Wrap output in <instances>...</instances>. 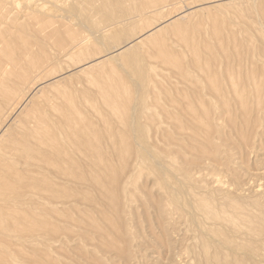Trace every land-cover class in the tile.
<instances>
[{
  "label": "rangeland",
  "instance_id": "1",
  "mask_svg": "<svg viewBox=\"0 0 264 264\" xmlns=\"http://www.w3.org/2000/svg\"><path fill=\"white\" fill-rule=\"evenodd\" d=\"M0 1H2V0H0ZM88 1L84 0L83 5L86 6L89 3L93 2L94 4H97L96 7H98V10L95 12L93 11V13H91L87 19H85L83 17V15H82V17H80L81 14L80 15L78 14L79 18L82 19V22H86V23L79 22V24H83L85 27L84 26L82 27V25L78 24V21H80L81 19L80 20L77 19L78 15L76 13H73V15H76L77 18L75 16H72V15L69 16V14H67L68 17H67L66 22H68V23L66 25L70 29L72 27V29L74 30V33L76 34V35L73 34V37L75 35V37L73 39H68V38L66 39V37H65V39H66V41L64 42L65 46H63L61 48L59 47L60 50H59V48H56L58 45L55 43L56 41L54 42V39L47 40L48 41L47 44L45 42V51H46V55H47L46 58L48 57L49 61L48 60L45 61L43 59L45 61L44 64H42L44 69L41 72L40 76H42V74L44 75L45 70H46L48 75H49V73H51V75H49V77L44 79V80H39L40 77L37 75L32 77V79L27 84H25L23 86V88L19 92V94L18 93L16 94V98L9 102V105L3 110V112H2L3 114L0 116V130H1L0 134L3 133V131L10 132V133L18 131L19 130V124H18V127H16V125H17V123H19V120L21 119L20 114H19L20 108L17 109L15 112H13L14 114L12 113V115L9 116L10 118L7 119L8 121L6 120L4 122V119L6 118L8 113L10 112V110H8V109H11L15 105L14 104L15 102L20 101L21 99L23 101L26 97H28V95H30V93H31V90L28 91V89L30 87H31V89H34L37 86H41V87H43L42 93H38L39 95L36 94L37 98L36 97H35L36 99L33 98V100H34L33 104L39 105L40 111L41 110L43 111V112L42 111L41 112H42V114L44 113L43 115L47 119L50 118V117H48V115L50 116L51 114H53V116L55 115L54 117L58 116L59 114L61 116L67 115L68 114L67 109L70 112V110L76 105H77L76 108L78 110L80 109L79 113H80V116L82 117V118L80 117L81 121H78V123L76 125L74 123V126L72 124L73 127H69L70 130L72 128L71 131L73 133L70 132L69 130H67L68 128L66 130H64V134L61 133L62 131L61 132L59 131V134L61 133L60 136H58V131H56L54 133L58 136L57 144L59 143L60 145L66 146L65 150L66 151L68 150L67 151L68 153H65L64 151H62L63 153H61V154L58 153V155L56 157H54L55 156L54 154H56V152L53 153V155H52L51 153L54 151H51L52 149L48 150V148H49L48 147L46 149V151L44 150V152H42V153L45 154V152H46V154H47L46 157L48 158V160H50L51 164L45 165L46 170L43 169L38 174H36L37 178H36V175L35 176L33 175L36 178V180L39 178L38 181H40V183L42 182L41 185L39 182L36 183V185L38 187L43 188V187L49 186V184H51V183H55L56 188L53 187V190L56 189L55 191H57L58 193H60L59 191L61 190L62 193H60V194L62 196H63V194H64V196L68 195V197L70 196V198L67 199L68 201L65 200L67 203H65L64 205H61L62 210L65 211V212L62 211V213L64 214V217H65V218L62 217L63 219H61L62 223L60 222V225H62V226L57 225V224H59V221H55L54 219H52L53 221L50 220V221H52L51 223L52 224L55 223V225L57 227L55 228L56 229L55 232H53L51 235V239H50L49 244L44 246V247H38L39 249L35 254V257L37 256L36 259L33 256L32 257L29 256L30 258H34V260H37L36 263H34V261L31 260L30 258H28L27 261H30V262H27V264L28 263L29 264H39V263L40 264H198L197 263L198 261L200 264L201 263L202 264H211V262L214 263L213 261L217 257H218L217 259L220 262H222L221 264H225L224 262H227L229 260V258H231L230 260H232L233 263L236 262V260H237L238 263L236 262V264H241L242 262H240V259L244 256V254L245 255L248 254L247 258H249V255H250V257H253L254 255L257 254V252L254 253V252L248 251L246 246H248L250 243L248 244L245 241L243 242V240H241V239H239L240 240L239 241L238 238H236V237H234V238L232 237L233 239L231 237H228V235L230 234L229 232L232 231L233 230L232 228L234 226H236V224H238L237 222H239V219L234 218L233 214L235 213L234 212L235 210L233 208H230V206L242 207V204L243 205L245 204L244 201H247V200H248L247 203H251L250 202L251 199H249L251 194L247 191V189L249 188L248 190H250L255 185L256 186L260 185V183L264 184V178H261V179H259V178L255 179L254 178L255 180L254 179H252V180L255 182H253L252 180H251V182H248V178L251 176V173L255 172V169H261L260 167H263V165L261 163H264V140H263V143L261 144V147L263 146V149L259 151L260 154L258 156L263 161L262 160L259 161V158L256 159L253 154L252 155L248 154L244 157L245 160H246V158L249 159V161L247 160L248 162L246 161L247 162L246 163L244 159L242 161L240 159V156L238 154H236V152L238 151V148H239V144H240V141L238 142V140L240 139L238 137L239 134L241 132L247 131L246 133L248 135V132L251 131V135L253 136V134L255 135V133H252V130L249 131L250 127L248 129L246 128L247 130L246 129L242 130L240 128V125H242V123L241 124L239 123L238 119H240L239 118L240 116H238V115H240L241 111L239 108L240 106L239 105L236 106L235 102L237 100H240V98H241L239 96L240 94L244 93L243 95H245L247 92H249V91H246V89L247 90L248 89L249 90H251V89L255 90L256 89L255 84H257V86H259L261 83L260 87L262 89H260V90H261V94H263L262 92H264V90H263L264 89V85H263L264 83L262 81H264V79L262 78V81H260L261 79L259 78V81H258L257 78L253 79V75H255V74H253L252 76L250 75L251 77H248V79L249 80H250V78L253 79V80L249 81L252 84L249 83L248 79H247V81H246L247 87L245 86V92H246L245 93L244 87L242 90L240 89L242 92L239 90V88H240L239 84L241 82H240V79L238 76L240 73L245 72L244 70H246V69L248 70V68L250 66L248 67V66L243 65V67H240L242 69L241 70L242 72H239L240 68L235 63L232 62L229 65V68L231 69V71L229 73H227L226 72L227 70H225V72H226L225 76L223 74H224V69L226 67V65L224 63L225 62V56H226L225 54H226V52H228L231 49V47H233V45H232L233 43L231 42L232 39H230V38H232L234 36H235L234 37L235 39H233V40H236L237 43L241 40H245L246 38L248 39L250 37L249 39L252 41V43L254 42L255 45H257L258 47L260 46L259 47L260 48L259 49L260 56L257 58L258 60H256V63H255V67H257V68H255V69H257L256 70L257 72H255L256 73L255 77H257V76L262 77V75H260V74L261 73L264 74V72H261V73L258 72L260 70V69H258V67L261 68L260 71H264V52H263L264 50H262V49H264V46L262 45V44H264V0H162L161 3H158V5H156L154 7L145 8L143 10V12L141 10H140L141 12L140 11L137 12L138 9H135V11H133V12L131 11V10H134V9H132L134 6L138 5V3L136 4L137 1L134 2L135 0L134 1L125 0V3L122 0L123 3L121 2V4L116 3V2L112 3L109 5L110 7L111 6L112 7L110 8L108 6V8H107L108 10L102 8V3L104 2V0H102L103 1L102 3H101V0H90L89 3H88ZM98 1H100L99 3H101V5L98 4ZM72 2H73V0H42V1L41 0H3L2 2H0V36L2 37V40H3V42L0 41V58L4 59V54H2V53L5 51L2 49V45L4 43H9V44L14 43V41H15L14 36H22V38L24 37L23 42L24 41L28 42L27 44H29V43L31 44L33 42L32 37L34 38V36H33L34 34L31 37V34L33 33V31L32 32L30 31V26L35 22L37 23L38 20L35 18H29L28 19L27 16L31 12L35 13V9H37V7H35L34 5H36V4L38 5L39 3H41L43 6H45V7L42 6L43 7L42 11H44L43 16H45L47 18L49 15L55 17L57 14V9L52 8L50 5L55 4L56 6L59 7V4H61L62 8H64V6H65V9H66L68 7V5H70V3H72ZM116 5H118V6H116ZM114 6H116L117 8ZM100 7H101V9H100ZM128 7L130 10L128 9ZM122 8H124L125 11ZM82 9H83V6H81V4H80L79 10L81 11V13L83 14V12L84 13L87 12L86 9H84V11ZM126 9L130 12L126 13ZM101 10H103V11H101ZM105 10L107 11V13H105ZM111 11L115 12L114 14L117 16H114V14H112ZM188 13L190 15H188ZM86 14H88V13H86ZM24 17L26 18V20ZM114 18H115V20H114ZM180 18H182V19H180ZM252 18H253V20H252ZM31 19H34V20H31ZM175 19H177V21H180L179 23L181 25L182 24L185 25V23H189L190 26L188 24L185 25V26H188L186 28L188 29L187 32H189V33H186V30L177 31V30L173 29L172 27H170L171 22ZM32 21H33V23H30V25H29L28 23L32 22ZM198 21H199V23H198ZM9 23H11V24H9ZM168 23L170 26L166 27V25L168 26ZM257 23H258V25H257ZM69 24L71 26H69ZM199 24L202 27L200 29L197 28L198 26H200ZM6 25L8 27H10V25H11L12 28L11 27L8 28ZM25 25L28 27V29ZM33 25H34V27L32 28V26H31V30L32 29L35 30V28H39V21L37 24H33ZM2 26H4V28ZM5 26L7 28H5ZM195 26H197V27H195ZM165 27L169 28L170 30L166 29ZM189 27H191V28L189 29ZM23 28H24V30H23ZM153 28H155V29L152 32ZM196 28L199 31H197ZM214 28L216 29L215 33H218L217 29L219 28L218 30H220V32H221L220 36L222 35V38H223V39L220 38L221 39L220 41H222V43L226 42V44H223L222 46L224 47V45H225V47H226V45H227V48L222 49L221 42L220 43L218 42V44H217V41H216V40L219 41V38H217V39L213 38V37H216V35H217V34L216 35L214 34L215 36L214 35L212 36V30H215ZM156 29H159L160 31L156 30ZM172 30L174 31V33L172 32ZM20 31H22L23 33H21ZM28 31H30V34ZM175 31L177 34H178V32L181 34L182 31H185L184 36L187 37L186 34H188V38L191 37V38H195V39H197V37H195L194 35H196L195 32H197L198 33L197 36L199 37L198 40L199 39L200 40L199 41L196 40V41H198V43L197 42H195V43H197L199 47H201L200 45L204 44L205 42H207V44L209 43L208 45L211 46L210 47L211 53H210V51H209V54H206L204 52H202L203 54H201V52H200V57H199L200 61L198 60V65L196 64L197 66H195V67L201 66V67H198V68H200L199 70L192 65L193 63L192 64L187 63L189 59L191 61L192 56H190V55H192V54H191V52L188 53V50L186 48L183 49L184 46L181 43V39L178 37V35L175 33ZM190 31L191 32L194 31L193 32L194 37L192 36V33ZM171 32L173 34H171ZM26 33L29 34L30 36L27 35ZM152 33H154L153 36L156 33L157 34L159 33L158 34L159 38L158 37L156 38V35H157L156 34L154 37V40H155V38H156V40L159 39L157 41H159L158 44L161 45L160 50H162V46H164V49L167 48L166 50H168L170 48L171 51H173V53H171L172 56L181 59L180 61H182V59H185L187 57L185 59L187 62L183 60L184 65L188 66V67L186 66L187 71L185 70V74H184L185 78H183L181 76V74H179L177 71H174L176 69L173 66L171 67L170 64H163V63L157 61L156 56H155L156 55L155 53L159 51L158 50L159 46H158V48H155L157 46L156 45L157 42L155 41V43H152L153 40H152V42H150L151 40L149 42H147L146 41L147 39H145V42H144L142 40V37H144V35H146V34L152 35ZM24 35L26 36L27 40L25 39ZM230 35H232V36H230ZM243 36H245V37H243ZM203 38L205 39V41L203 40V42H202L201 39H203ZM30 39H32V40L30 41ZM35 41H36V39L34 38V43H37ZM68 41L70 43H68ZM260 41L263 43H261ZM53 42L57 45L56 47H55V44L53 47ZM178 42H180L179 43L180 45L182 44L181 45L182 47L178 44ZM20 43H22V41ZM34 43H32V44H34ZM149 44L150 45L155 44V46L153 48L157 49L158 51H156L154 49L155 50V53H154L153 52L154 50L152 49L153 45L150 46ZM162 44H164V45H162ZM215 44H217L219 46H216ZM230 45H232V46H230ZM220 46H221V49L223 50V52L220 51L221 50ZM216 47H217V49H216ZM261 47H262V49H261ZM55 48L58 49L59 51L57 52V50ZM224 49L227 51L224 52L225 51ZM77 50H79V51H77ZM169 50H168V52H170ZM184 50H186V51H184ZM12 51L13 50H10V52H12ZM174 51L178 52L177 53L178 57ZM74 52H76V53H74ZM153 53L155 55H153ZM180 53H184V55L182 56V54L180 55ZM211 54H213L214 56ZM262 54H263V57L261 56ZM209 55L213 56L211 58H216L215 60H217V61H214V59H211ZM49 56H50V58H49ZM120 56H122V57L120 58ZM205 58H207L209 61ZM206 61H208V63L209 62L210 63L215 62L214 63L215 66H214V64L209 65ZM95 62H98L100 64L97 67V69H93V70H95L94 72H93V70H90L91 72H89V69H88L87 71H88L89 75L85 74V73H87V71H84L85 73L83 72L85 75H82L83 74L82 72H81L82 74L78 73L79 72L78 70H80L81 67L83 68V66H88V65L95 63ZM206 63H207V65H206ZM189 64L192 65V67ZM199 64H202V65H199ZM132 65H133V67H132ZM208 65L210 66L209 70H211V71L208 70ZM234 65L238 68H236ZM53 66H55V67H53ZM169 66H170V68H169ZM189 66L191 68H189ZM253 68H254V66H253ZM212 69H214V71H212ZM196 70H198V71H196ZM236 70H237V72H236ZM48 71H50V72H48ZM109 72H110V75L108 74ZM210 72H212V73H210ZM75 73H77L79 75H75ZM104 73H105V75H104ZM112 73L113 74L117 73V75L122 78V79H120L121 82H119V84L121 83V85H119V86H122L121 90L122 89L123 90L121 91L120 89H118L119 91H116L114 97L112 98V99H117V103L108 105L109 104V103H107L109 101V98L107 96L108 92H104L105 89L102 90V88H104L105 82H107V80L111 77V75H113ZM139 73H140V76H137ZM216 73L218 74V77L216 76ZM230 73H232V74H230ZM107 74H108V76H110L108 79H107V77H108ZM212 74L213 75L215 74V77L217 79H214L215 77H212L213 76ZM99 75H101V76H99ZM180 76L183 79L180 78ZM228 76L229 77L231 76L230 81H229V78H226ZM102 77H103V79H102ZM232 77L233 78L237 77L239 80L237 78L233 79ZM231 78L233 80H231ZM100 79H102V80H100ZM218 79H219V81H218ZM255 79H256V83L254 81ZM53 80H55V81L58 80L60 82L57 81L58 84L55 83L54 85L49 86V87L44 86V85L48 84V82H51ZM145 80H147V81H145ZM215 80L221 84H219ZM227 80L229 81V83ZM108 82H109V80H108ZM205 82H208V83H205ZM211 82L217 83V85L219 86L218 87L219 92L221 91V93L222 92L224 93V99L221 96H219V92H214L215 94L213 93V90L210 88ZM230 82H232V84ZM258 82H259V85H258ZM122 83H124V84H122ZM223 84H225L224 86L226 88L223 86ZM106 85H109V84L106 83ZM158 85H159V87H158ZM187 85H190V86H187ZM231 85H234V86L232 87ZM251 85L253 88L251 87ZM193 86L196 88H194ZM206 87H207V89H206ZM199 88H200V90H199ZM222 88H224V90ZM231 88L235 92L233 90L230 91ZM209 90H210V93L212 95L214 94L213 97H212V95H210V93H208ZM168 92L170 95H168V97H166L167 95L165 96L164 93L167 94ZM197 92H199V93H197ZM225 92H226V95H225ZM233 92L235 95L232 94ZM216 94H217V96H216ZM184 96L186 97V99ZM218 96L221 97L223 100L220 98L221 100L219 101ZM164 97H165V99H164ZM169 97L170 98L172 97V98L170 99ZM198 97L202 101H200V99H198ZM193 98L197 99V101H194L195 99H193ZM230 98H232V99H230ZM110 99H111V97H110ZM227 99L230 101L229 102L230 106L224 105L225 106L224 107L222 105L223 104L222 103L221 105L223 107H221L220 103L227 100ZM165 100L166 101L168 100V102H170L172 100L173 102L175 101V103L177 101L176 104L179 103L178 104L179 106L176 104L174 106L173 103L170 105L167 103H164ZM198 101H200V103L202 102L203 104L202 103H201L202 105L199 104ZM187 102H189V104L190 103L192 104L191 105L192 108L189 107L190 105L188 106ZM216 102H218V104H216ZM52 105H54L56 107H53ZM205 105H206V107H205ZM207 106L209 107L208 110H207ZM62 107H63V109H62ZM30 108L31 109H29V108L28 109L31 112L36 109L35 106H33V105ZM187 108L188 109L190 108V110L195 109V110H193V113L196 112V114L194 113L195 116H197L196 118H198V119L200 118V120H202L203 124H200L201 121H199L198 119H195L194 118L195 116L193 114L191 115L192 110L191 111L189 110L190 112L189 111L188 112L190 113L191 116H193V118L192 117L188 118V117H190V115L187 113V110H188ZM200 108L204 109L203 112L200 110ZM247 108L249 109V106H247ZM205 109H206V113L209 112V115H211V116H209L207 114V118L209 119V121L211 120L210 122L208 121V119L206 117L204 118ZM58 110H60V111H58ZM63 110H65V112ZM263 110H261L262 114H264ZM49 111L50 112L52 111L53 113L49 114ZM234 111H236V112L239 111V113L236 114ZM33 112H32V114H33ZM66 112H67V114H66ZM235 115L237 117L236 121L238 120L236 122V124L238 123L237 127L235 126L237 129L235 127H231V125H229V124H231L230 120H232V118H234ZM30 116H31V113H30ZM184 116H186V118ZM15 117H18L17 118V119H19L18 122H17V119ZM177 117L180 118L179 119L180 122L176 120V119H178ZM56 118L60 119V117H56ZM174 118H176V119L174 120ZM203 118L205 120L207 119L208 122L203 120ZM120 119H121V121H120ZM192 120H193V122H192ZM195 120H197V121H195ZM233 120H235V118ZM187 121H189V122H187ZM11 122H13V124L16 123L15 126H13V124H11ZM259 122L261 124H260V127L258 125V127L256 128V132H264V118L260 119ZM175 124L177 126H174ZM9 125H10V127H8ZM88 125H89V128H88ZM180 125H181V128H180ZM232 125H233V123H232ZM238 125H239V127H238ZM199 126H202L201 127L202 129H200ZM7 127L9 128V130L10 129L11 130L9 131ZM204 127H207L205 129L211 128V130L213 131L212 142L214 144H216V142H217L218 145L217 144L216 145L220 146V147L223 146L224 147L223 150L225 148L228 150V148L231 147V148H229V151L232 153V159L234 162L232 161L229 164L230 169H227L226 165L219 166L217 163L218 161L216 162L215 159L213 160L211 157H209L210 159L207 158L208 156L199 157L200 154H198V153L203 152V150H204L203 148L206 149V144H204L205 140L202 142V139L204 137V135H203L204 133H202L203 132L202 130H205ZM16 128H18V130ZM86 128H88V129H86ZM198 128L201 130V133H200V130ZM231 128H233V130ZM12 129H13V131H12ZM74 130H76L77 132H84V133H85V131H87V132L89 131L91 134L92 133L96 134L95 136L92 134L93 138H92L91 134H89L91 137L88 136L89 132L85 133V135L83 136L84 138L88 137V142H86V144H88L89 146L86 145V146H88V148L86 147V149H87L86 152H87V155H88V152H89V154L92 153L91 155H88V156H91V158L87 157L86 153L83 154L84 153V152H82V150H84L83 148H81V152H82V153L80 152L81 154L74 152L75 151L74 148H75V144H76V143L74 144V142L72 141L73 139L76 138V137H73L74 136ZM234 130H236V132ZM244 130H246V131H244ZM239 131H241V132H239ZM69 132L72 134H69ZM237 132H239V134ZM66 133H68L69 135ZM235 133L237 134V136ZM62 134H63L64 138L61 136ZM75 134H76V132H75ZM251 135H249V136H251ZM252 136H251L252 140H255L257 138V137H255L256 135L253 137ZM72 137H73V139H71ZM70 139H71V142H73L72 144L70 141L68 142V140H70ZM89 139H90V141H89ZM223 139H226V140L229 139V140L228 141L225 140V142L223 143ZM85 140L87 141L86 138H85ZM95 140L98 141L99 143L96 142ZM252 140H250V141H252ZM93 141L95 142V145L99 144L101 146L97 145L94 147L95 149L92 148L91 145L94 144ZM76 142H77V140H76ZM90 142H93V143L89 144ZM67 143L69 144V146L71 145V148L74 147L73 148L74 150L71 149L70 147L68 148ZM219 143H221V145ZM91 148L94 150H96V149L97 150L96 151L90 150ZM221 149H222V147H221ZM101 150L103 152H101ZM91 151H93L94 153ZM47 152H49V153H47ZM95 152H97L98 154L99 153L102 154V156L100 155V157H99V155L96 156L97 158L98 157L100 158V159L98 158L99 161L101 160L100 162L103 161L102 160L103 157H105L107 159L109 158V160L106 159V161H108V162L104 161L106 164H104V163L102 164V163L98 162L96 160V157L95 158L93 157L96 155ZM204 152H205V150H204ZM64 153L67 156L69 154V157L67 158V156H64L65 155ZM50 154L53 156V159H52V156ZM62 154H63V158L66 157L65 159H62V157H61ZM71 154H72V157L70 156ZM74 154L75 155L78 154L79 156L81 155L82 157L81 156L79 157L77 155L75 156ZM103 154H105V155H103ZM150 156H152V157H150ZM70 157H71V159H75L74 162H76V164H77V162H79L78 163L79 165L82 161H85V164H87L88 163L87 162L88 160H86L87 158L89 159V162L91 161V163L95 164L98 162V164H95L96 168L94 167V169L92 171V172L97 173L96 175L98 177L95 175V173L92 175H90V173H88V174L85 173V175H87V177L93 176V178H94V181L91 180V177L86 178V180L89 179V182L91 183V185L92 184L94 185L95 183H96V185L91 186L89 184H85V186L80 185V187L78 186L79 188L78 187L75 188L76 185H74L73 183H69V182H68L69 184L66 183L67 180L65 181L64 177L62 175L64 173L65 174L70 173L71 171L74 172V169H70L72 166V163L71 162L69 163L67 161V160H71V159H69ZM54 158L57 160H55ZM59 158H61V159H59ZM81 158H83L85 160H81ZM92 158H94L96 161L94 160L92 162V160H91ZM105 158H103V159L105 160ZM206 158L208 160H211V159L212 160L208 161ZM237 159L239 161L240 160L242 161L243 167L240 166L241 164L237 163V161H238ZM252 159H253V161H252ZM254 161H256L257 163ZM74 162H73V164H75ZM109 162H110L111 166L108 164ZM123 162H124V164H123ZM158 162H160L159 165H158ZM99 163L102 165V167L106 166V167H104L105 170H103V168L99 166L100 165ZM153 163H157V167L160 166V164H161L163 168L161 167L162 169L160 168L159 172H158L157 169L159 167L158 168L155 167L154 165H156V164L153 165ZM209 163H210V165H208ZM60 164H61V166H60ZM85 164H83L82 167H80L81 170L83 169L82 172L88 171V168H86V166H88V165L84 166ZM88 164H90V163H88ZM121 164H123V165H121ZM252 164H254V165H252ZM256 164H259V165H256ZM52 165H54V167ZM57 165H59V166H57ZM68 165L70 168L68 167ZM107 166H110V167H107ZM121 166L123 169L121 168ZM182 166H186V167H182ZM214 166H218V169L220 168V171H217L218 169L216 170L215 169L216 167L214 168ZM244 166H246V171H247L246 174H245L246 171H245ZM55 167H57V168H55ZM58 167L61 168V171L63 172V174L61 171H59L60 169L58 170ZM247 167L249 170H247ZM66 168H68V169H66ZM73 168H75V167H73ZM85 168L87 169L86 171L84 170ZM100 168L105 172H102V170ZM118 168H120V169H118ZM224 168L227 170V172L222 171V169L224 170ZM99 169H100L101 173H99ZM108 169H111L110 172H112V174L109 173L108 175H110V174L111 175L108 177L106 176V178H105L103 175H105L104 173H106V175H107V172L109 171ZM114 169L117 171H115ZM163 169H165V171ZM189 169H190V172H189ZM52 170H53V172H52ZM57 170L60 172V176H59V173ZM81 170H79V171L77 170V172L80 173ZM118 170H120V172L121 171L122 172L117 173V172H119ZM128 170H129V172H128ZM238 170L241 174L240 178L243 177L245 174L244 181L242 179L241 180L243 182H248V184H251L249 186L253 185L252 188L249 187L248 184H245L244 188L242 185H241V187H239V185L242 184V182L240 183V181L237 180L239 178ZM250 170H251V172H249ZM123 171L124 172L126 171L125 172L126 177H124L125 174H123ZM160 171L162 173H164L165 176H164V174H160L161 173ZM209 171H211V172H209ZM76 173H72V174H76ZM183 173L186 174L185 176L187 178L183 175ZM218 173H219V175H218ZM191 174H193L194 176H190ZM114 175L117 176V177H115V178H117V181H115L116 179H114V178H113L114 180L112 179V181H108L109 178L111 179L112 176L114 177ZM211 175H212V177H211ZM217 175L219 176V179L221 178L220 183L223 181L224 183L227 182L229 184H227V183L226 184H223V183L220 184L219 179H217L218 178ZM223 175H224V177H223ZM33 176H32V178L30 177L31 178L30 181L32 180L35 182L36 180H34ZM58 176H59V179H58ZM122 176H123L122 181H119L120 180L119 178ZM60 177H61V179H60ZM161 177H163V178H161ZM246 177H247V179H246ZM41 178H43V179H41ZM100 178L102 180H101V182H98V180H100ZM103 178L108 179L105 182L106 184L111 182L110 184L112 185V182L115 181L114 183L117 186L118 185V184H116L117 182H122V183H119V184H121L120 187H119V185L117 186L119 189L116 188V186H114V187L111 186V188H108L107 185H104L105 183H102L105 181V180H103ZM165 178L167 180H165ZM225 178H226V180H225ZM231 178H234V181H232L233 179H231ZM95 179H96V181H95ZM163 179L165 180V182ZM194 179L197 181L195 182ZM213 179H214V182L216 181L215 183L214 182L212 183ZM49 180H50V182H49ZM73 181H71V182H73ZM107 181H108V183H107ZM160 181H162V182H160ZM190 181H191V184H190ZM207 181H210L211 183L207 182ZM34 182H33V184H35ZM89 182H87V183H89ZM92 182H94V183H92ZM231 182H232V184H231ZM28 183H30V182H28ZM59 183H60V185H59ZM161 183L163 185L165 183L166 186L168 184V186H167L168 189H167V187L165 188L167 190V192L163 188V187H165V185L163 186ZM217 183H219L220 185ZM99 184L101 186H99ZM110 184H108V186ZM170 184H172V186H171L172 189H171V187H169ZM233 184H235V185H233ZM188 185H189V187H188ZM214 185H215V187H214ZM102 186H103V188H105L104 190L102 189ZM211 186H212V188H211ZM221 186L226 187V189L224 188V190H223V188ZM230 186H232L233 188L235 186H237L238 187L237 190H239L241 188H243V189L246 188V189L245 190L241 189V190H243L242 191L243 193H238L236 190V187H235L233 190L234 191L236 190V193H238V194H233L231 196V193L232 192L234 193V191L232 190V188L230 189ZM246 186H248V187H246ZM92 187H94V188L97 187V189H101L103 191L100 190L98 192V190H97V193H96V188L94 189ZM205 187H207V188H205ZM115 188L119 191V193L117 195H116L117 192L115 193V191H114ZM174 188H176V189H174ZM184 188H186V190H184ZM76 189L77 190L80 189L79 190L80 192L77 191ZM108 189H109V191H108ZM181 189H182V192H181ZM215 190L217 191V193ZM81 191H84L83 194ZM227 191H229V194H227L228 193ZM77 192H79V193H77ZM102 192H104V193H102ZM165 192H166V194H165ZM105 193H108L107 194V196H108L107 200L105 198L106 197ZM109 193H110V196H109ZM111 193H113V194L111 195ZM171 193H173V194L171 195ZM102 194H104V196ZM168 194H169V196H168L169 198L167 197ZM242 194L245 195V198H247V199L244 198L243 201H242V199H240V201H239V199H237V198H242L243 197ZM86 195L88 198H91V200L88 199L87 197L85 198ZM118 195L120 197H118ZM173 195H176V197L175 196L173 197ZM225 195H227V197ZM234 195H238V196L241 195V197L240 196L239 197L234 196ZM170 196H172V197H170ZM222 196L224 199L222 198ZM229 196H231V197L234 196L235 198L234 197L231 198ZM92 198L94 200H92ZM109 198L111 199V204H110V206H107V205H109ZM119 198L121 201L118 200ZM101 199H103V200H101ZM168 199H170V200H168ZM87 200H89V201H87ZM186 200H188V201L190 200L189 205L192 208L190 206L188 207V201H186ZM220 200H222V201H220ZM234 200H235V202H233ZM114 202H116V203L113 206ZM180 202L182 203V205L180 204ZM190 202H192V203H190ZM219 202H220V204H219ZM238 202H240V203H238ZM69 203H71V204L69 205ZM83 203L85 205H83ZM101 203H102V205H101ZM103 203L107 204L106 205L107 207L104 204V206L107 208V211L105 210L106 208L103 207ZM126 203H127V205H126ZM196 203H199V204H196ZM94 204H96L97 206H95ZM237 204H239V206ZM72 205H74V206L71 207ZM172 205H174V206H172ZM120 206H122V207H120ZM180 206H182V208ZM113 207H115L114 209H116L114 212L116 217L111 216L114 214L113 211L112 212L110 211V210H112ZM116 207H118V208H116ZM158 208H163L164 213L168 214L167 218H170V217L172 218V222L170 223L171 225L170 224L166 225L164 220L158 219V216H159L158 215V211H159ZM174 208H175V210H174ZM179 209H181L182 211L185 209L183 215H182L183 212L181 211L182 212L181 213L179 211ZM232 209L234 211H232ZM245 209H248V211L251 209L253 210V208H250V207H246ZM76 210H77V212H76ZM126 210H127V212H126ZM168 210H170V212ZM212 210H213V212H212ZM116 211L119 214H117ZM165 211H167V212H165ZM177 211L180 214L176 213ZM191 211H192V213H191ZM110 212H111V214H110ZM100 213L101 214L103 213L102 216ZM208 213H210V215H208ZM135 214H136V216H135ZM176 214H177V216H176ZM189 214H191L192 217H191V215L189 216ZM103 215H105V216H103ZM128 215L129 216L131 215V216L129 217ZM66 216H67V218H66ZM194 216H195V218H194ZM111 217H112V219L114 217L115 221H116L117 217L119 219L122 217V221L120 220L121 222H119V223L120 224L123 223V225H124L123 226L121 224V226L124 227L122 229L124 234L121 231V235L119 234V236L118 235L116 236V234H113V230L111 232L109 227L108 228L104 227V226L107 227V226L111 225V227L113 228V226H115V224L114 225L112 224L113 223L112 219L110 220ZM123 217H124V219H123ZM177 217L179 218L180 221H178ZM107 218H109L108 221L109 220L111 221L110 225H104L105 223L102 221V219L103 220L105 219V221H106ZM175 218H177L176 220L178 222L175 220ZM224 219H225V221H224ZM94 222L102 228V231L103 230L105 231L104 235L98 234L97 232L94 234L90 231L91 228L89 227V224H91V223L94 224ZM107 222H106V224L110 223V222H108V223ZM116 222H118V221H116ZM173 222H174V224H173ZM209 222H210V225H209ZM117 224L118 223H116V225ZM205 224H208V225L205 226ZM223 225H225V226H223ZM221 226L224 229L221 228ZM117 227H119V225H117ZM206 227H208V229ZM215 227H217V228H215ZM216 229H217V231H216ZM67 230H69L71 232V233L68 232V233H70L69 235H67V233L66 234L64 233ZM225 230L228 232H226ZM205 232H209L208 233L209 235L212 234V236H210L211 239L208 238V236L206 235L207 233H205ZM225 233H227V234H225ZM205 235L209 241H206V238L204 237ZM224 236L226 237V239ZM222 237H224V238H222ZM214 238H216V239H214ZM121 240H124V242L121 243ZM215 240L217 242H215ZM232 240L234 243H235V241L237 242V243H235L236 247L232 243ZM219 241L221 242V244L226 243V242L228 244H230V246H231L230 250H226L224 252L223 251L224 249H219L220 251H217L218 249H216V247H220ZM241 241H242V243H245V245L246 244L247 245L245 246L243 244V246H242ZM114 242H117V243H114ZM202 242H205V244ZM213 242H215L216 244L218 243V244L216 245ZM238 243L239 244L241 243V244L239 245ZM202 244H203V246H202ZM213 244H215V245L213 246ZM237 244L239 247H237ZM117 245H119L121 247L124 245L125 248L126 247L127 248L124 250V248H120ZM250 245H252V244H250ZM206 246H207V249H208V247L210 248L209 251H207V249L205 250ZM240 246L242 247V249L244 247H246V248H244L245 250L243 249L244 250L243 251V250L239 249V248H241ZM117 247H119V248H117ZM173 247H175V249ZM232 247H235V248H232ZM211 248H214L215 252H214V249H211ZM236 248H237V250H236ZM248 248H249V246H248ZM117 249H118V251H117ZM122 249H123V251L121 252ZM169 249H171L170 252H168ZM126 250H127V252H126ZM231 250H233L237 254L234 252H230ZM124 251H125V255H123ZM201 251H202V253H201ZM211 251L216 254L215 257H214V255H212V257H211V255H210V253L212 254ZM221 251H223V253H225V254L228 253L227 251L230 252L229 255L228 254L226 255L227 257L230 256L227 258L228 260H226L224 258L225 254L223 255V253ZM129 252H130V255H129ZM220 252L222 254H220ZM249 252H250V254H249ZM121 253H123V254L120 255ZM252 254H254V255H252ZM32 255H34V254H32ZM199 255H202V256H199ZM203 255L204 256L208 255V256H206L208 258H205ZM232 255L234 258L232 257ZM222 257H223V260L221 261ZM235 257H236V260H235ZM209 259H211L213 261H209ZM204 261H205V263H203ZM229 261H228V263L232 264V261H230V262ZM261 264H264V263H261Z\"/></svg>",
  "mask_w": 264,
  "mask_h": 264
},
{
  "label": "bare ground",
  "instance_id": "2",
  "mask_svg": "<svg viewBox=\"0 0 264 264\" xmlns=\"http://www.w3.org/2000/svg\"><path fill=\"white\" fill-rule=\"evenodd\" d=\"M3 1V0H2ZM2 1H0V2H2ZM42 1V0H41ZM88 1V0H87ZM90 1V0H89ZM89 1H88V3H89ZM124 1V3H125V0H123ZM123 1L122 0H104V2L101 0V3H102V8H104V9H107L108 8V6L110 5V4H112V3H120L121 4V2L123 3ZM128 1V0H127ZM132 1H134V0H132ZM137 1V2H136ZM161 1L162 0H135L134 2H136V4L138 3V5L137 6H134L132 9H134V10H131L132 12L133 11H135V9H138L137 10V12L138 11H142L143 12V10L145 9V8H151V7H154V6H156V5H158V3H161ZM83 2H84V0H73V2L72 3H70V5H68V7L65 9V6H64V8H62V6H61V4H59V7L58 6H56L55 4L53 5H50L52 8H55V9H57V14H56V16L55 17H53V16H51V15H49L47 18L45 17V16H43V14H44V11H42L43 10V7H45V6H43L41 3H39L38 5L36 4V5H34L35 7H37V9H35V13H33V12H31V13H29L28 14V16H27V18L29 19V18H35V19H37L38 21H39V28H35V30H31V26H32V28L34 27V25L33 24H37L38 23V21H37V23L35 22V23H33V21L32 22H29L28 24L30 25V23H33L31 26H30V31L32 32L33 31V33L31 34V37H32V35L34 36V38L36 39V41L35 42H37V43H34V38L32 37V39H33V42L32 43H34V44H27L28 42H23V38H22V36H14V39H15V41H14V43H12V44H9V43H4L3 45H2V49L5 51V52H3L2 54H4V59H1L0 58V116L3 114L2 112H3V110L9 105V102L10 101H12L13 99H15L16 98V94L18 93L19 94V92L22 90V88H23V86L25 85V84H27L31 79H32V77H34V76H39L40 77V79L39 80H44V79H46V78H48L49 77V75H51V73H49V75L47 74V72H46V70H45V72H44V75L42 74V76H40L41 75V72L43 71V69H44V67L42 66V64H44V62L46 61V60H48L49 61V59H48V57L46 58V51H45V42H46V44H47V40H50V39H54V42L58 45H56L54 42H53V47H54V44H55V47L56 48H61V47H63V46H65L64 45V42L66 41V39L68 38V39H73L74 37H75V33H74V30L72 29V27H71V29L66 25L68 22H66L67 21V14H69V16L70 15H72V16H75L76 17V15H73V13H76L77 15L79 14H81V16L80 17H82V15H83V17L85 18V19H87L88 18V16L91 14V13H93V11L95 12V11H97L98 10V7H96V5L97 4H94L93 2L92 3H89L88 5H83ZM100 1H98V4H100L101 5V3H99ZM133 2V3H134ZM81 4V6H83V11H84V9H86L87 10V12H83V14L81 13V11L79 10V6H80V4ZM4 4V3H3ZM8 4V3H7ZM33 4V3H32ZM50 4V3H49ZM129 4V3H128ZM135 4V5H136ZM99 5V6H100ZM124 5V4H123ZM122 5V6H123ZM30 6V5H29ZM43 6V7H42ZM61 6V7H60ZM67 6V5H66ZM116 6H118V5H116ZM116 6H114V7H116ZM110 7V6H109ZM112 7V6H111ZM110 7V8H111ZM125 7V6H124ZM130 7V6H129ZM129 7H128V9H129ZM82 8V7H81ZM80 8V9H81ZM117 8V7H116ZM100 9H101V7H100ZM113 9V8H112ZM124 11H125V9L124 8H122ZM37 10V11H36ZM85 10V11H86ZM108 10V9H107ZM111 10V9H110ZM109 10V11H110ZM130 10V9H129ZM101 11H103V10H101ZM140 11V12H141ZM112 12V14H114L115 12H113V11H111ZM128 12H130V11H128L127 9H126V13H128ZM86 13H88V14H86ZM99 13V12H98ZM105 13H107V11L105 10ZM96 14V13H95ZM79 15H78V20H80L81 18H79ZM105 15V14H104ZM107 15V14H106ZM188 15H190L189 13H188ZM247 15V14H246ZM114 16H117V15H115L114 14ZM113 16V17H114ZM186 16V15H185ZM107 17V16H106ZM109 17V16H108ZM201 17V16H200ZM252 17V16H251ZM25 18V17H24ZM94 18V17H93ZM112 18V17H111ZM84 19V20H85ZM91 19V18H90ZM180 19H182V18H180ZM199 19V18H198ZM25 20H26V18H25ZM31 20H34V19H31ZM114 20H115V18H114ZM211 20V19H210ZM243 20V19H242ZM252 20H253V18H252ZM28 21V20H27ZM30 21V20H29ZM95 21V20H94ZM105 21V20H104ZM191 21V20H190ZM11 22V21H10ZM79 22H82V19L80 20V21H78V24H79ZM98 22V21H97ZM180 21H177V19H175V20H173L172 22H171V26L169 25V23H168V26L166 25V27H172L173 29H175V30H177V31H181V30H186V33H189V32H187L188 31V29L186 28V27H188V26H185L186 24H188L189 25V23H185V25H181L180 23H179ZM202 22V21H201ZM245 22V21H244ZM243 22V23H244ZM27 23V22H26ZM82 23H86V22H82ZM198 23H199V21H198ZM197 23V24H198ZM8 24V23H7ZM9 24H11V23H9ZM27 24V25H28ZM247 24V23H246ZM28 25V26H29ZM79 25H82V27L84 26L83 24H79ZM94 25V24H93ZM196 25V24H195ZM200 25V24H199ZM257 25H258V23H257ZM7 26V25H6ZM5 26V28H7ZM26 26V25H25ZM69 26H71L70 24H69ZM190 26V25H189ZM3 28H4V26H2ZM10 27H11V25H10ZM10 27H8V28H10ZM27 27V26H26ZM85 27V26H84ZM165 27V28H166ZM195 27H197V26H195ZM257 27V26H256ZM260 27V26H259ZM12 28V27H11ZM162 28V27H161ZM191 27H189V29H190ZM198 29H200V28H202L201 27V25L200 26H198L197 27ZM197 28H196V30H197ZM26 29V28H25ZM27 29H28V27H27ZM155 28H153L152 29V32H153V30H154ZM160 29V28H159ZM159 29H156V30H159ZM166 29H169V28H166ZM195 29V28H194ZM215 29V28H214ZM219 29V28H218ZM217 29V31H218V33H215V31H216V29L215 30H212V36L215 34H217L216 35V37H213V38H219V41L218 40H216L217 41V44H218V42L220 43L221 42V46L223 45V44H226V42L225 43H222V41H220L221 39H223L222 38V35L220 36V30H218ZM20 30V29H19ZM23 30H24V28H23ZM170 30V29H169ZM192 30V29H191ZM18 31V30H17ZM30 31H28L29 32V34H30ZM160 31V30H159ZM163 31V30H162ZM197 31H199V30H197ZM214 31V32H213ZM245 31V30H244ZM21 33H23L22 31H20ZM26 32V31H25ZM151 32V31H150ZM158 32V31H157ZM172 32L174 33V31L172 30ZM171 32V34H173ZM184 32L185 31H182V33L180 34L179 32H178V34L176 33V31H175V33L178 35V37L181 39V43L183 44V46H184V48L183 49H187L188 50V53H190L191 52V54L192 55H190V56H192V58H191V61H190V59L188 60V62L185 60V59H182V61L184 60V61H186L187 63H193L192 65L195 67V66H197L198 65V60H199V57H200V52H201V54H203L202 52H204V53H206V54H209V51H210V47L211 46H209L208 44H207V42H205L204 44H202V45H200L201 47H199L198 46V41L200 40H198V33L197 32H195L196 33V35H194L195 37H197V39H195V38H191V37H189L188 38V34H186L187 35V37L186 36H184L185 34H184ZM191 32V31H190ZM194 32V31H193ZM193 32H191L192 33V36H193ZM223 32V31H222ZM253 32V31H252ZM161 33V32H160ZM25 34V33H24ZM27 34V33H26ZM29 34H27V35H29ZM73 34H75L74 35V37H73ZM153 34L154 33H152V35H150V34H146V35H144V37H142V40L145 42V39H147L146 41L147 42H149L150 40V42H152V40H153V42L152 43H155V41L157 42L156 43V47L155 48H158V46H159V48H158V50L157 49H155V48H153L154 46H155V44L152 46V45H150V46H152V49L154 50H156V51H158V52H156L155 53V50L153 51L154 53H153V55H155L156 56V59H157V61H159V62H161V63H163V64H170L171 65V67L173 66L176 70H174V71H177L179 74H181V76L183 77V78H185L184 77V74H185V70H186V68L188 67L187 65H184V61L182 62V61H180L181 59H179V58H176V57H174V56H172V54L171 53H173V51H171V49L169 50L170 52H168V50H166L167 48H165L164 49V46H162V50H160V48H161V45H159L158 44V42L159 41H157V40H159V39H157L156 40V38L158 37V34L156 35V38H155V40H154V37H155V35L153 36ZM175 34V35H176ZM23 35V34H22ZM176 35V36H177ZM214 35V36H215ZM233 35V34H232ZM232 35H230V36H232ZM248 35V34H247ZM25 36V35H24ZM30 36V35H29ZM28 36V37H29ZM146 36V37H145ZM193 36V37H194ZM204 36V35H203ZM220 36V37H219ZM234 36V35H233ZM65 37H66V39H65ZM235 37V36H234ZM234 37H232V38H230V39H232V45H233V47H231V49L228 51V52H226L227 50H225L224 52H226V56H225V65H226V67H225V69H224V76H225V73L227 72V73H229L230 71H231V69L229 68V65H230V63H235L239 68L240 67H243V65H245V66H250L249 68H248V70L246 69V70H244L245 72H242L241 70V68H240V70H239V72H242V73H240L239 74V79H240V88H239V90L241 89H243V87H244V92H245V86H246V81H247V79H248V77H251L253 74H255L256 75V73L255 72H257L256 70L257 69H255V68H257V67H255V63H256V60H258L257 58L260 56V51H259V47L257 46V45H255L254 44V42L252 43V41L249 39H245V40H241V41H239L238 43L236 42V40H233V39H235ZM243 37H245V36H243ZM153 38V39H152ZM159 38V37H158ZM221 38V39H220ZM25 39H26V36H25ZM32 39H30V41L32 40ZM27 40V39H26ZM196 40H198V41H196ZM202 40V42H203V40L205 41V39L203 38V39H201ZM0 41H2L3 42V40H2V37L0 36ZM22 41V43H20ZM96 41V40H95ZM179 41V40H178ZM215 41V42H216ZM226 41V40H225ZM254 41V40H253ZM195 42H197V43H195ZM261 42V41H260ZM68 43H70L69 41H68ZM180 42H178V44H179ZM200 43V42H199ZM261 43H263V42H261ZM181 44V45H182ZM201 44V43H200ZM213 44V43H212ZM217 44H215L216 46H219V45H217ZM228 44V43H227ZM162 45H164V44H162ZM180 45V44H179ZM180 45V46H181ZM229 45V44H228ZM232 45H230V46H232ZM263 46H264V44H262ZM51 46V45H50ZM149 46V47H150ZM208 46V47H207ZM221 46H220V49H221ZM169 47V46H168ZM171 47V46H170ZM182 47V46H181ZM55 48V49H56ZM60 48H59V50H60ZM89 48V47H88ZM223 48H227V45H226V47H225V45H224V47L222 46V49ZM82 49V48H81ZM91 49V48H90ZM216 49H217V47H216ZM219 49V50H220ZM220 50V51H222L223 52V50ZM261 49H262V47H261ZM10 50H13L12 52H10ZM51 50V49H50ZM57 50V52L59 51L58 49H56ZM55 50V51H56ZM174 50V49H173ZM262 50H264V49H262ZM77 51H79V50H77ZM81 51V50H80ZM146 51V50H145ZM177 51V50H176ZM184 51H186V50H184ZM50 52V51H49ZM84 52V51H83ZM175 52V51H174ZM208 52V53H207ZM213 52V51H212ZM264 52V51H263ZM40 53V54H39ZM48 53V52H47ZM74 53H76V52H74ZM79 53V52H78ZM176 53V55H177V53L178 52H175ZM185 53V52H184ZM184 53H180V55L182 54V56L184 55ZM210 53H211V51H210ZM73 54V53H72ZM83 54V53H82ZM85 54V53H84ZM148 55V54H147ZM152 55V56H153ZM174 55V54H173ZM205 55V54H204ZM211 55H213V54H211ZM211 55H209L210 56V58L211 57H213V56H211ZM74 56V55H73ZM76 56V55H75ZM81 56V55H80ZM126 56V55H125ZM128 56V55H127ZM181 56V57H182ZM262 57H263V54L261 55ZM46 59H45V58ZM122 56H120V58H121ZM177 57H178V55H177ZM49 58H50V56H49ZM126 58V57H125ZM45 61H44V60ZM139 59V58H138ZM205 59H207V58H205ZM211 59H214V61H217V60H215L216 58H211ZM60 60V59H59ZM208 60V59H207ZM224 60V59H223ZM200 61V60H199ZM209 61V60H208ZM208 61H206L207 63H208ZM153 62V61H152ZM156 62V61H155ZM205 62V61H204ZM212 62V61H211ZM263 62V61H262ZM195 63V64H194ZM200 63V62H199ZM207 63H206V65H207ZM215 63V62H214ZM213 62L212 63H208L209 65H211V64H214ZM219 63V62H218ZM49 64V63H48ZM99 64L100 63H98V62H95V63H92V64H90V65H88V66H83V68L81 67L80 68V70H78L79 72L78 73H83L84 71H87L88 69H89V72H91L90 70H93V69H97V67L99 66ZM197 64V65H196ZM53 65V64H52ZM55 65V64H54ZM190 65V64H189ZM192 65H190L191 67H192ZM199 65H202V64H199ZM208 65V70H209V68H210V66ZM224 65V66H225ZM233 65V64H232ZM231 65V66H232ZM187 66V67H186ZM189 66V68H191ZM214 66H215V64H214ZM217 66V65H216ZM235 66V65H234ZM253 66H254V68H253ZM53 67H55V66H53ZM132 67H133V65H132ZM198 67H201V66H198ZM198 67H195V68H197L198 70L200 69V68H198ZM204 67V66H203ZM236 67V66H235ZM238 67H236V68H238ZM115 68V67H114ZM113 68V69H114ZM147 68V67H146ZM169 68H170V66H169ZM173 68V69H174ZM232 68V67H231ZM54 69V68H53ZM258 69H260L261 70V68L260 67H258ZM111 70V69H110ZM109 70V71H110ZM189 70V69H188ZM198 70H196V71H198ZM225 70H227L226 72H225ZM258 71V72H264V71ZM55 71V70H54ZM95 70H93V72H94ZM98 71V70H97ZM140 71V70H139ZM187 71V70H186ZM209 71H211V70H209ZM212 71H214V69H212ZM235 71V70H234ZM48 72H50V71H48ZM92 72V73H93ZM114 72V71H113ZM216 72V71H215ZM236 72H237V70H236ZM81 73V74H82ZM85 73V72H84ZM82 74V75H85V74H88L89 75V73H88V71H87V73H85V74ZM107 73V72H106ZM210 73H212V72H210ZM80 74V75H81ZM109 75H110V72L108 73ZM108 74H107V76H108ZM113 74V73H112ZM142 74V73H141ZM188 74V73H187ZM230 74H232V73H230ZM236 74V73H235ZM55 75V74H54ZM75 75H79V74H77V73H75ZM104 75H105V73H104ZM177 75V74H176ZM213 75V74H212ZM251 75V76H250ZM255 75H253V79L254 78H257L258 79V81H259V78L261 79L260 81H262V78L264 79V74H260V75H262V77L261 76H257V77H255ZM99 76H101V75H99ZM137 76H140V73L137 75ZM142 76V75H141ZM180 76V78H182ZM216 76L218 77V74L216 73ZM236 76V75H235ZM51 77V76H50ZM106 77V76H105ZM110 76H108L107 77V79L109 78ZM120 76H118L117 75V73H115V74H113V75H111V77L108 79L109 80V82H108V80H107V82H105V85H104V88H102V90H104V92H108V94H107V96H108V98H109V101L107 102V103H109L108 105H110V104H115V103H117V99H112L113 97H114V95H115V93H116V91H119L118 89H120L121 90V87L122 86H119V85H121V83L119 84V82H121L120 81V79H122L121 77L119 78ZM212 77H215V74L212 76ZM231 77V76H230ZM230 77L228 76V77H226V78H229V81H230ZM101 78V77H100ZM141 78V77H140ZM176 78V77H175ZM179 78V79H180ZM182 78V79H183ZM225 78V77H224ZM233 78V77H232ZM231 78V80H233L234 78H237V77H234L233 79ZM102 79H103V77H102ZM102 79H100V80H102ZM105 79V78H104ZM142 79V78H141ZM210 79V78H209ZM213 79V78H212ZM214 79H217L216 77L214 78ZM213 79V80H214ZM238 79V78H237ZM238 79V80H239ZM253 79H251L250 78V80H253ZM60 80V79H59ZM143 80V79H142ZM187 80V79H186ZM249 79H248V82L250 81ZM57 81L58 80H53V81H51V82H48V84H46V85H44V86H52V85H54L55 83H57ZM145 81H147V80H145ZM216 81V80H215ZM218 81H219V79H218ZM218 81H216V82H218ZM221 81V80H220ZM228 81V80H227ZM229 81H228V83H229ZM255 81V83H256V79L254 80ZM58 82H60V81H58ZM209 82V81H208ZM208 82H205V83H208ZM263 83H264V81H262ZM106 83L107 84H109V85H106ZM219 83V82H218ZM223 83V82H222ZM231 84H232V82H230ZM249 83H251V82H249ZM254 83V82H253ZM254 83V84H255ZM58 84V83H57ZM122 84H124V83H122ZM219 84H221V83H219ZM252 84V83H251ZM208 85V84H207ZM225 84H223V86H224ZM236 85V84H235ZM248 85V84H247ZM250 85V84H249ZM258 85H259V82H258ZM264 85V84H263ZM161 86V85H160ZM187 86H190V85H187ZM209 86V85H208ZM232 87L234 86V85H231ZM238 86V85H237ZM261 83H260V85L259 86H257V84H255V90H247L246 89V91H249V92H245L246 94L245 95H243V94H240L239 96L241 97L240 98V100H237L236 102H235V105L236 106H240L239 108H240V115H238V116H240L239 118L240 119H238L239 120V123L241 124L242 123V125H240V128L243 130V129H248L249 127V131L250 130H252V133H255V135L253 134V136H255V137H257L255 140H252V138H251V131L250 132H248V135H247V129L246 130H244V131H246V132H241V131H239V132H241L240 134H239V132H237L238 134H239V140H238V142L240 141V144H239V148H238V151L236 152V154H238L239 156H240V159L243 161V159L245 160V156L246 155H248V154H253L254 156H255V158L257 159V158H259L258 156H259V154H260V150H262L263 149V146L261 147V144L263 143V140H264V132H256V128L258 127V125H259V127H260V119H262V118H264V114H262V111L261 110H263L264 109V92H262L263 94H261V90L260 89H262L261 87ZM140 87V86H139ZM158 87H159V85H158ZM192 87V86H191ZM194 87V86H193ZM218 85H217V83H215V82H211V85H210V88L213 90V93L214 92H219V90H218ZM225 87V86H224ZM242 87V88H241ZM247 87V86H246ZM249 87V86H248ZM251 87H252V85H251ZM45 88V87H44ZM146 88V87H145ZM162 88V87H161ZM194 88H196V87H194ZM209 88V87H208ZM226 88V87H225ZM229 88V87H228ZM237 88V87H236ZM253 88V87H252ZM116 89V90H115ZM206 89H207V87H206ZM223 90H224V88H222ZM221 89V90H222ZM31 90V93H30V95H28V97H26L23 101H22V99L20 100V101H17V102H15L14 104V106L11 108V109H8V110H10V112L8 113V115L6 116V118L4 119V122L7 120V119H9L10 117L9 116H11L12 115V113L13 112H15L17 109H19L20 108V111H19V114H20V120L19 119H17L18 117H15L16 119H17V122H18V120H19V123H17V125H16V127H18V124H19V130H18V128H16L18 131H16V132H12V133H10V132H6V131H3V133H1L0 134V264H27V262H30V261H27L28 260V258H30L29 256H33V257H35V254H36V252L38 251V247H44V246H46V245H48L49 244V242H50V239H51V235H52V233L53 232H55V228L57 227L56 225H55V223L54 224H52L51 222L53 221L52 219H54L55 221H59V224H57L58 226H62V225H60V222L62 223V220L61 219H63V218H65L64 217V214L62 213V211L63 212H65L64 210H62V208H61V205H64L65 203H67L66 201H68L67 199H69L70 198V196L68 197V195L67 196H64V194H63V196L60 194V193H62V191L60 190L59 192L60 193H58L57 191H55V190H53V187L54 188H56V184L55 183H51V184H49V186H47V187H43V188H41V187H38L37 185H36V183L37 182H39L40 183V181H38L39 180V178L36 180V178H37V175L36 174H38L41 170H43V169H45L46 170V168H45V165H48V164H51L50 163V160H48V158L46 157L47 156V154H46V152H45V154L44 153H42V152H44V150L46 151V149L48 148V150L50 149H52L51 151H54V152H50L52 155H53V153H55L56 152V154H54L55 156L54 157H56L57 155H58V153H63L62 151H64L65 153H68L66 150H65V147L66 146H64V145H60L59 143L57 144V138H58V136H60V134L61 133H63L64 134V130H66L67 128V130H69L70 132H72L71 130H72V128H71V130H70V128L69 127H73L74 126V123H75V125L78 123V121H81V116H80V113H79V111H80V109L78 110L77 108H76V106H74L71 110H70V112L68 111V109H67V112H68V114H67V112H66V114L67 115H58V116H56V117H60V119H58V118H56V117H54L53 116V114H51V113H53L52 111L50 112L49 111V114H51L50 116L48 115V117H50V118H46L43 114H42V112L40 111V107H39V105H37V104H33L34 102V100H33V98H35L36 97V94H38V93H42V90H43V87H41V86H37V87H35L34 89H31V87L28 89V91H30ZM45 90V89H44ZM123 90V89H122ZM121 90V91H122ZM199 90H200V88H199ZM233 89L231 88V90L230 91H232ZM236 90V89H235ZM240 90V91H241ZM264 90V89H263ZM262 90V91H263ZM27 91V92H28ZM234 91V90H233ZM125 92V91H124ZM167 92V91H166ZM235 92V91H234ZM234 92L232 93L233 95H235L234 94ZM242 92V91H241ZM240 92V93H241ZM84 93V92H83ZM163 93V92H162ZM197 93H199V92H197ZM208 93H210V90L208 91ZM165 94V96L166 97H168V95H170L169 94V92L166 94V93H164ZM196 94V93H195ZM215 94V93H214ZM214 94L212 95L211 93H210V95H212V97L214 96ZM237 94V93H236ZM39 95V94H38ZM41 95V94H40ZM192 95V94H191ZM198 95V94H197ZM225 95H226V92H225ZM216 96H217V94H216ZM219 96H221L223 99H224V93L222 92L221 93V91L219 92ZM218 96V99H219V101L222 99L221 97H219ZM237 96V95H236ZM110 97H111V99H110ZM185 97V96H184ZM234 97V96H233ZM37 98V97H36ZM35 98V99H36ZM68 98V97H67ZM170 98V97H169ZM172 98V97H171ZM170 98V99H171ZM221 98V99H220ZM238 98V97H237ZM236 98V99H237ZM106 99V98H105ZM164 99H165V97H164ZM169 99V100H170ZM185 99H186V97H185ZM193 99H195V98H193ZM198 99H200L199 97H198ZM222 99V100H223ZM230 99H232V98H230ZM173 100V99H172ZM170 101V102H168V100L165 102L164 101V103H167V104H174V106H175V104L177 103V101H176V103H175V101L173 102V101ZM228 100V99H227ZM227 100H225V101H223V102H221L220 103V105L222 104L223 106L224 105H228V106H230L229 105V100L227 101ZM37 101V100H36ZM61 101V100H60ZM67 101V100H66ZM194 101H197V99H195ZM200 101H202L201 99H200ZM200 101H198L199 102V104H201L200 103ZM89 103V102H88ZM188 103V106L189 107H191V103L189 104V102H187ZM234 103V102H233ZM29 104V105H28ZM179 104V103H178ZM178 104H176V105H178ZM203 104V103H202ZM201 104V105H202ZM216 104H218V102H216ZM13 105V104H12ZM35 106V110H33L32 112H33V114H32V112L31 111H29V109H31L30 107L31 106ZM37 105V106H36ZM51 105V104H50ZM221 105V107H223ZM42 106V105H41ZM53 107H56V106H54V105H52ZM179 106V105H178ZM204 106V105H203ZM227 106V107H228ZM234 106V105H233ZM247 106H249V109L247 108ZM11 107V106H10ZM9 107V108H10ZM50 107V106H49ZM164 107V106H163ZM205 107H206V105H205ZM225 107V106H224ZM29 108V109H28ZM69 108V107H68ZM192 108V107H191ZM194 108V107H193ZM203 108V107H202ZM208 106H207V110H208ZM230 108V107H229ZM34 109V108H33ZM62 109H63V107H62ZM185 109V108H184ZM188 109V108H187ZM226 109V108H225ZM238 109V108H237ZM190 108L187 110V113L190 115V111L192 110H190ZM193 110H195V109H193ZM193 110L191 111L192 113H191V115L193 114L194 116H195V114H196V112H194L193 113ZM200 110L203 112V110L204 109H201L200 108ZM229 110V109H228ZM58 111H60V110H58ZM64 112H65V110H63ZM189 111V112H188ZM227 111V110H226ZM56 112V111H55ZM62 112V111H61ZM82 112V111H81ZM205 115H204V118L206 117L207 118V114L209 115V112L208 113H206V109H205ZM229 112V111H228ZM236 114L237 113H239V111L238 112H236V111H234ZM30 113H31V116H30ZM46 113V112H45ZM57 113V112H56ZM60 113V112H59ZM63 113V112H62ZM215 113V112H214ZM263 113H264V110H263ZM14 114V113H13ZM16 114V113H15ZM48 114V113H47ZM134 114V113H133ZM213 114V113H212ZM18 115V114H17ZM185 115V114H184ZM188 115V116H189ZM190 115V117H188V118H193V116H191ZM83 116V115H82ZM175 116V115H174ZM177 116V115H176ZM209 116H211V115H209ZM81 117V118H80ZM185 118H186V116H184ZM197 116H195L194 118L195 119H198V118H196ZM84 118V117H83ZM105 118V117H104ZM178 119H176V118H174V120L176 119L177 121H179L180 122V118L179 117H177ZM187 118V119H188ZM202 118V117H201ZM203 118V120H205ZM235 118V120H233ZM234 118H232V120H230L231 121V124H229V125H231V127H237V124H236V122L238 121H236V119H237V117H236V115L234 116ZM117 119V118H116ZM208 119V118H207ZM207 119L205 120V121H207ZM12 120V119H11ZM125 120V119H124ZM132 120V119H131ZM189 120V119H188ZM194 120V119H193ZM193 120H192V122H193ZM199 121H201L202 122V120H200V118L198 119ZM259 120V121H258ZM8 121V120H7ZM13 121V120H12ZM16 121V120H15ZM88 121V120H87ZM120 121H121V119H120ZM190 121V120H189ZM189 121H187V122H189ZM195 121H197V120H195ZM194 121V122H195ZM198 121V122H199ZM208 121H209V119H208ZM207 121V122H208ZM211 121V120H210ZM209 121V122H210ZM258 121V122H257ZM125 122V121H124ZM178 122V123H179ZM186 122V121H185ZM200 122V124H203V122L201 123ZM128 123V122H127ZM197 123V122H196ZM230 123V122H229ZM232 123H233V125H232ZM11 124H13V122H11ZM15 124L16 123H14L13 124V126H15ZM72 124H73V126H72ZM177 124V123H176ZM174 125V126H177V125ZM181 124V123H180ZM184 124V123H183ZM198 124V123H197ZM91 125V124H90ZM186 125V124H185ZM93 126V125H92ZM8 127H10V125L8 126ZM7 127V128H8ZM185 127V126H184ZM198 127V126H197ZM196 127V128H197ZM202 126H199V128L200 129H202L201 128ZM208 127V126H207ZM207 127H204V129L205 128H207ZM235 127V128H236ZM238 127H239V125H238ZM13 128V127H12ZM80 128V127H79ZM78 128V129H79ZM88 128H89V125H88ZM88 128H86V129H88ZM180 128H181V125H180ZM198 128V129H199ZM234 128V129H235ZM74 129V128H73ZM199 129V130H200ZM232 130H233V128H231ZM237 129V128H236ZM8 130H9V128H8ZM11 130V129H10ZM9 130V131H10ZM77 130V129H76ZM76 130H74V136L73 137H76L75 139L77 140V142H76V140L75 139H73V137L71 138V139H73L72 141L74 142V144H75V148L74 147H72L71 148V145L69 146V144L67 145V147L69 148H71V149H75V151L74 152H76V153H80L81 152V148H83L84 150H82V152H84L83 154H85L86 153V155H87V149H86V147L88 148V144H86V142H88V137H85L86 139H87V141L85 140V138L83 137L84 135H85V133H88L87 131H85V133L84 132H77ZM82 130V129H81ZM91 130V129H90ZM240 130V129H239ZM261 130V129H260ZM1 131V130H0ZM12 131H13V129H12ZM15 131V130H14ZM56 131H58V136L56 135V134H54ZM59 131L61 132L60 134H59ZM198 131V130H197ZM203 132L202 133H204L203 135H204V137H203V139H202V142L204 141V144H206V149L205 148H203L204 150H205V152H204V150H203V152H200V153H198V154H200V156L199 157H204V156H208L207 158L208 159H210L209 157H211L213 160L215 159V161L218 163V165L219 166H222V165H226V167H227V169H230V167H229V164L233 161V159H232V153L229 151V148H231V147H229L228 148V150L225 148L224 150H223V146H221L222 147V149H221V147L220 146H217L218 144H217V142H216V144H214L213 142H212V138H213V131L211 130V128H209V129H205V130H202ZM229 131V130H228ZM235 132H236V130H234ZM6 132V133H5ZM67 132V131H66ZM69 132V134H72V133H70ZM75 132H76V134H75ZM96 133V132H95ZM200 133H201V130H200ZM250 133V134H249ZM63 134L61 135L62 137H63ZM66 134H68V133H66ZM68 134V135H69ZM89 134H91L90 132L88 133V136L89 137H91ZM94 136L96 135V134H94V133H92ZM91 134V135H92ZM199 134V133H198ZM236 134V133H235ZM93 135H92V138H93ZM110 135V134H109ZM121 135V134H120ZM249 135H251V136H249ZM87 136V135H86ZM236 136H237V134H236ZM252 136V137H253ZM66 137V136H65ZM71 137V136H70ZM199 137V136H198ZM201 137V136H200ZM237 137V138H238ZM64 138V137H63ZM67 138V137H66ZM91 138V139H92ZM71 139L70 140H68V142L70 141L71 142ZM100 139V138H99ZM122 139V138H121ZM106 140V139H105ZM113 140V139H112ZM218 140V139H217ZM216 140V141H217ZM225 140L226 139H223V143L225 142ZM229 140V139H228ZM228 140H226V141H228ZM250 140H252V141H250ZM65 141V140H64ZM89 141H90V139H89ZM92 141V140H91ZM96 141V140H95ZM222 141V140H221ZM73 142H71V144L73 143ZM94 142V141H93ZM93 142H90L89 144H91V143H93ZM96 142H98V141H96ZM206 142V143H205ZM99 143V142H98ZM126 143V142H125ZM124 143V144H125ZM220 145H221V143H219ZM227 144V143H226ZM225 144V145H226ZM231 144V143H230ZM229 144V145H230ZM86 145H88V146H86ZM94 145V146H93ZM93 145H91L92 146V148H94L95 146H101V145H99V144H97V145H95V142H94V144ZM123 145V144H122ZM74 146V145H73ZM226 147V146H225ZM90 149V150H94V149ZM97 148V147H96ZM101 148V147H100ZM73 149V150H74ZM106 149V148H105ZM127 149V148H126ZM131 149V148H130ZM97 150V149H96ZM96 150H94V151H96ZM89 151V150H88ZM49 152H47V153H49ZM73 152V153H74ZM81 152V153H82ZM91 152H93V151H91ZM98 152V151H97ZM97 152H95L96 153V155L95 156H93L94 158L96 157V156H98L99 155V157H100V155L102 156V154L101 153H97ZM101 152H103L102 150H101ZM64 153V154H65ZM80 153V154H81ZM94 153V152H93ZM149 153V152H148ZM50 154V155H51ZM92 153H90L89 154V152H88V155H91ZM106 154V153H105ZM105 154H103V155H105ZM121 154V153H120ZM234 154V153H233ZM51 155V156H52ZM75 155V154H74ZM77 156H79L78 154H76ZM75 155V156H76ZM87 155V157H90L91 158V156H88ZM127 155V154H126ZM150 155V154H149ZM64 156H67L66 154L64 155ZM71 157H72V154L70 155ZM81 156V155H80ZM79 156V157H80ZM85 156V155H84ZM109 156V155H108ZM238 156V157H239ZM250 156V155H249ZM59 157V156H58ZM57 157V158H58ZM61 157H62V159H65V158H63V154L61 155ZM69 157V154H68V156H67V158ZM71 157L69 158V159H71ZM82 157V156H81ZM86 157V156H85ZM98 157V158H99ZM111 157V156H110ZM150 157H152V156H150ZM84 158V157H83ZM83 158H81V160H85V159H83ZM94 158H92L91 160H92V162L95 160ZM98 158L96 157V160L98 161V162H100L99 160H98ZM102 158V157H101ZM103 158H105V157H103ZM102 158V162H100V163H104V164H106L104 161H106V159L107 158H105V160ZM206 158V159H207ZM254 158V157H253ZM50 159V158H49ZM52 159H53V156H52ZM55 159V158H54ZM59 159H61V158H59ZM100 159V158H99ZM115 159V158H114ZM118 159V158H117ZM156 159V158H155ZM159 159V158H158ZM207 159V160H208ZM211 159V160H212ZM239 159V158H238ZM237 159V160H238ZM55 160H57V159H55ZM80 160V161H81ZM86 160H88L87 162L88 163H90V164H88L87 162V164H85V161H82L81 163H80V165L78 164L79 162H77V164H76V162H74L75 161V159H71V160H67L69 163L71 162L72 163V166H71V168L69 167V165H68V167L70 168V169H74V172H70V173H64L63 174V172L61 171V168L60 167H58V170L59 171H61L62 172V176L64 177V180L66 181V183H73L74 185H76L75 186V188L76 187H80V185L82 186V185H84L85 186V184H89V185H91V183L89 182V179L88 180H86V178H90L91 177V180H93L94 181V178H93V176H90V177H87V175H85V173L86 174H88V173H90V175H92V174H94L95 172H92L93 171V169H94V167H95V164H98V162L97 163H91V161L89 162V159L87 158ZM95 160V161H96ZM107 160H109V158L107 159ZM211 160H208V161H211ZM237 161V163H239V164H241L240 166H242L243 167V165H242V161ZM249 161V159H247L246 158V160H245V162L246 161ZM260 160H262V159H260L259 158V161ZM59 161V160H58ZM62 161V160H61ZM78 161V160H77ZM155 161V160H154ZM247 161V162H248ZM252 161H253V159H252ZM263 161V160H262ZM73 162L76 164H73ZM106 162H108V161H106ZM121 162V161H120ZM157 162V161H156ZM213 162V161H212ZM234 162V161H233ZM246 162V163H247ZM254 162H256V161H254ZM99 163V164H100ZM159 163L160 162H158V165H159ZM236 163V162H235ZM253 163V162H252ZM257 163V162H256ZM260 163V162H259ZM64 164V163H63ZM62 164V165H63ZM83 164H85L84 166H86V165H88V166H86V168H88V171H86L87 169L85 168L84 170L86 171V172H82V170H81V168L80 167H82V165ZM110 166H111V164H110V162L108 163ZM113 164V163H112ZM123 164H124V162H123ZM123 164H121V165H123ZM154 164H156V165H154ZM245 164V163H244ZM262 165H263V167H260L261 169H255V172H253V173H251V176L248 178V182H251V180L252 179H257V178H259V179H261V178H264V163H261ZM66 165V164H65ZM153 165L155 166V167H157V163H153ZM208 165H210V163L208 164ZM246 165V164H245ZM251 165V164H250ZM252 165H254V164H252ZM256 165H259V164H256ZM50 166V165H49ZM53 167H54V165H52ZM57 166H59V165H57ZM60 166H61V164H60ZM67 166V165H66ZM100 167H102V165L100 164L99 165ZM98 166V167H99ZM104 166V165H103ZM110 166H107V167H110ZM239 166V167H240ZM47 167V166H46ZM65 167V166H64ZM63 167V168H64ZM73 167H75V168H73ZM104 167H106V166H104ZM104 167H102L103 168V170H105L104 169ZM125 167V166H124ZM159 167V168H158ZM157 168V171L159 172V169L162 167V165L160 164V166H158ZM182 167H186V166H182ZM216 167V168H215ZM238 167V168H239ZM249 167V166H248ZM248 167H247V170H249L248 169ZM251 167V166H250ZM259 167V166H258ZM55 168H57V167H55ZM96 168V167H95ZM114 168V167H113ZM121 168H122V166H121ZM163 168V167H162ZM161 168V169H162ZM214 168L217 170L218 169V166H214ZM244 168H245V171H246V166H244ZM66 169H68V168H66ZM101 169V168H100ZM100 169H99V173H101L100 172ZM117 169V168H116ZM118 169H120V168H118ZM123 169V168H122ZM51 170V169H50ZM54 170V169H53ZM53 170H52V172H53ZM57 170V171H58ZM77 170L79 171V170H81V172L80 173H78L77 172ZM102 170V169H101ZM102 170V172H105V171H103ZM109 171L107 172V175H106V173H104L105 175H103L105 178H106V176L108 177V176H110L111 174H112V172H110V170L111 169H108ZM115 170V169H114ZM164 171H165V169H163ZM209 170V169H208ZM226 169L224 168V170L222 169V171H224V172H227V170L225 171ZM58 171V173H59V176H60V172ZM66 171V170H65ZM70 171V170H69ZM96 171V170H95ZM115 171H117V170H115ZM119 172H117V173H121L120 172V170H118ZM179 171V170H178ZM185 171V170H184ZM217 171H220V168L217 170ZM253 171V170H252ZM78 174H77V173ZM97 172V171H96ZM126 172V171H125ZM125 172L123 171V174H125ZM128 172H129V170H128ZM161 172V171H160ZM186 172V171H185ZM189 172H190V169H189ZM209 172H211V171H209ZM238 172H239V170H238ZM242 172V171H241ZM249 172H251V170L249 171ZM72 173H76V174H72ZM109 173H111L110 175H108ZM115 173V172H114ZM153 173V172H152ZM182 173V172H181ZM243 173V172H242ZM247 173V171L245 172V174ZM56 174V173H55ZM97 173H95V175H96ZM160 174H164V173H160ZM222 174V173H221ZM245 174H244V176L243 177H241L240 178V172H239V178L237 179V180H239L240 181V183L242 182V184H240L239 185V187H241V185L243 186V188L245 187V184H248V182H243L244 181V178H245ZM36 175V178L34 177V176ZM46 175V174H45ZM94 175V176H95ZM118 175V174H117ZM122 175V174H121ZM183 175L185 176L186 174H184L183 173ZM218 175H219V173H218ZM217 175V179H219V176ZM32 176L34 177V180H36L35 182L34 181H30V179L32 178ZM59 176H58V179H59ZM61 176V177H62ZM97 176V175H96ZM95 176V177H96ZM119 176V175H118ZM163 176V175H162ZM164 176H165V174H164ZM176 176V175H175ZM190 176H194L193 174H191ZM189 176V177H190ZM216 176V175H215ZM222 176V175H221ZM220 176V177H221ZM248 176V175H247ZM31 177V178H30ZM61 177H60V179H61ZM98 177V176H97ZM96 177V178H97ZM115 177H117V176H115L114 175V177L112 176V178L110 179L109 178V180L108 179H104L103 178V180H105L104 182H102V183H105L106 182V180H108V181H112V179L114 178V179H116L115 181H117V178H115ZM124 177H126V174H125V176ZM186 177V176H185ZM211 177H212V175H211ZM214 177V176H213ZM223 177H224V175H223ZM222 177V178H223ZM159 178V177H158ZM161 178H163V177H161ZM176 178V177H175ZM187 178V177H186ZM215 178V177H214ZM41 179H43V178H41ZM55 179V178H54ZM63 179V178H62ZM113 179V180H114ZM120 180L119 181H122V179H123V176L122 177H120L119 178ZM193 179V178H192ZM191 179V180H192ZM196 179V178H195ZM194 179V181L196 182L197 180H195ZM221 179V178H220ZM220 179H219V183H220ZM224 179V178H223ZM230 179V178H229ZM231 179H233L232 181H234V178H231ZM243 181H242V180ZM246 179H247V177H246ZM254 179V180H255ZM258 179V180H259ZM74 180V181H73ZM98 180V179H97ZM101 178H100V180H98V182H101ZM164 180V179H163ZM162 180V181H163ZM165 180H167L166 178H165ZM165 180H164V182H165ZM216 180V179H215ZM225 180H226V178H225ZM224 180V181H225ZM257 180V181H258ZM63 181V180H62ZM61 181V182H62ZM71 181H73V182H71ZM95 181H96V179H95ZM108 181H107V183H108ZM115 181H113L112 182V185L110 184V183H108V184H110L109 186H108V184H104V185H107V187L108 188H111V186H116L115 185ZM162 181H160V182H162ZM193 181V180H192ZM211 181V180H210ZM210 181H207V182H210ZM222 181V180H221ZM228 181V180H227ZM231 181V180H230ZM246 181V180H245ZM253 181V180H252ZM262 181V180H261ZM28 182H30V183H28ZM33 182L35 183V184H33ZM49 182H50V180H49ZM87 182H89V183H87ZM214 182V179H213V181H212V183ZM216 182V181H215ZM214 182V183H215ZM253 182H255V181H253ZM42 183V182H41ZM41 183H40V185H41ZM68 183V184H69ZM92 183H94V182H92ZM101 183V184H102ZM114 183V184H113ZM119 183H122V182H117L116 184H118L119 185V187H120V185L121 184H119ZM193 183V182H192ZM211 183V182H210ZM219 183H217V184H219ZM221 183H223V184H226V183H224L223 181L221 182ZM220 183V184H221ZM234 183V182H233ZM239 183V182H238ZM45 184V183H44ZM58 184V183H57ZM162 184V183H161ZM190 184H191V181H190ZM219 184V185H220ZM222 184V185H223ZM227 184H229V183H227ZM231 184H232V182H231ZM236 184V183H235ZM235 184H233V185H235ZM48 185V184H47ZM59 185H60V183H59ZM88 185V186H89ZM93 185V184H92ZM91 185V186H92ZM94 185H96V183L94 184ZM93 185V186H94ZM98 185V184H97ZM117 185V186H118ZM163 185V184H162ZM161 185V186H162ZM164 185H165V183H164ZM163 185V186H164ZM184 185V184H183ZM182 185V186H183ZM187 185V184H186ZM193 185V184H192ZM212 185V184H211ZM238 185V184H237ZM249 185H251V184H248V186ZM62 186V185H61ZM64 186V185H63ZM99 186H101L100 184H99ZM116 186V188H118ZM167 186H168V184H167ZM166 185H165V187H163L164 189L167 187ZM172 186V184H170V186L169 187H171ZM177 186V185H176ZM180 186V185H179ZM185 186V185H184ZM225 186V185H224ZM248 186H246V187H248ZM253 186V185H252ZM252 186H249V187H251L252 188ZM256 186V185H255ZM253 187L252 189H250V190H248L247 189V191L251 194V196L249 197V199H251L250 200V202L251 203H247V201H244L245 202V204L243 205L242 204V207H233V206H230V208H233L232 209V211H234L235 213L233 214L234 215V218H237V219H239V222H237L238 224H236V226H234L232 229V231H230L229 233V235H228V237H236V238H238V240L239 239H241V240H243V242L245 241L246 243H250V244H252V245H248L249 246V248H248V246H246L245 245V243H242V241H241V243H242V246H243V244L247 247V249H248V251H250V252H254V253H256L257 252V254L256 255H254V254H252V255H254L253 257H250V255H249V258H247L248 256V254H244V256L240 259V262H242L241 264H261V263H264V184L262 183H260V185H258V186H256V187ZM58 187V186H57ZM78 187V188H79ZM87 187V186H86ZM85 187V188H86ZM98 187V186H97ZM97 187H95L96 188V193H97V190H98V192L101 190V189H97ZM105 187V186H104ZM181 187V186H180ZM188 187H189V185H188ZM208 187V186H207ZM207 187H205V188H207ZM214 187H215V185H214ZM222 188H223V190H224V188L226 189V187H223V186H221ZM236 187V190H237V186H235ZM234 187V188H235ZM92 188H94V187H92ZM94 188V189H95ZM115 188V193H116V195L119 193V191L117 190ZM162 188V189H163ZM211 188H212V186H211ZM232 188V190L234 189L232 186H230V189ZM243 188H241V189H243ZM66 189V188H65ZM102 189L104 190L105 188H103V186H102ZM114 189V188H113ZM119 189V188H118ZM167 189H168V187H167ZM171 189H172V187H171ZM174 189H176V188H174ZM214 189V188H213ZM219 189V188H218ZM228 189V188H227ZM241 189H239V190H237V192L238 193H243L242 191L243 190H245V189H243V190H241ZM74 190V189H73ZM72 190V191H73ZM77 190V189H76ZM80 190V189H79ZM79 190H77V191H79ZM103 190H101V191H103ZM166 190V189H165ZM184 190H186V188H184ZM222 190V189H221ZM236 190L234 191V193L232 192L231 193V196L233 195V194H238V193H236ZM108 191H109V189H108ZM125 191V190H124ZM179 191V190H178ZM210 191V190H209ZM216 191V190H215ZM226 191V190H225ZM67 192V191H66ZM80 192V191H79ZM79 192H77V193H79ZM82 192V194H83V192L84 191H81ZM87 192V191H86ZM105 192V191H104ZM104 192H102V193H104ZM111 192V191H110ZM166 192H167V190H166ZM166 192H165V194H166ZM181 192H182V189H181ZM224 192V191H223ZM228 193L227 194H229V191H227ZM68 193V192H67ZM176 193V192H175ZM215 193V192H214ZM216 193H217V191H216ZM74 194V193H73ZM81 194V193H80ZM92 194V193H91ZM100 194V193H99ZM107 194L108 193H105V198H106V200H107ZM113 193H111V195H112ZM173 193H171V195H172ZM224 194V193H223ZM90 195V194H89ZM103 196H104V194H102ZM115 195V194H114ZM243 195V194H242ZM80 196V195H79ZM109 196H110V193H109ZM169 196V194L167 195V197ZM176 197V195H173V197ZM215 196V195H214ZM226 197H227V195H225ZM231 196H229V197H231ZM234 196H238V195H234ZM233 196V197H234ZM240 197H241V195H239ZM238 196V197H239ZM87 197V195L85 196V198ZM113 197V196H112ZM115 197V196H114ZM118 197H120L119 195H118ZM117 197V198H118ZM170 197H172V196H170ZM181 197V196H180ZM233 197H231V198H233ZM75 198V197H74ZM81 198V197H80ZM88 198V197H87ZM116 198V197H115ZM169 198V197H168ZM218 198V197H217ZM222 198H223V196H222ZM235 198V197H234ZM245 198V195H243V197L242 198H237V199H239V201H240V199H242V201H243V199ZM88 199H90L91 200V198H88ZM113 199V198H112ZM224 199V198H223ZM236 199V200H237ZM245 199H247V198H245ZM66 200V201H65ZM92 200H94L93 198H92ZM101 200H103V199H101ZM105 200V201H106ZM117 200V199H116ZM118 200H120V198L118 199ZM117 200V201H118ZM168 200H170V199H168ZM177 200V199H176ZM193 200V199H192ZM87 201H89V200H87ZM104 201V202H105ZM121 201V200H120ZM119 201V202H120ZM175 201V200H174ZM173 201V202H174ZM179 201V200H178ZM181 201V200H180ZM186 201H188V200H186ZM190 201V200H189ZM189 201H188V207L190 206L189 205ZM220 201H222V200H220ZM224 201V200H223ZM226 201V200H225ZM73 202V201H72ZM83 202V201H82ZM95 202V201H94ZM107 202V201H106ZM105 202V203H106ZM118 202V203H119ZM126 202V201H125ZM171 202V201H170ZM232 202V201H231ZM233 202H235V200L233 201ZM91 203V202H90ZM93 203V202H92ZM100 203V202H99ZM105 203H103V207H105L107 204H105ZM115 203L116 202H114V204H113V206L115 205ZM121 203V202H120ZM190 203H192V202H190ZM238 203H240V202H238ZM71 203H69V205H70ZM73 204V203H72ZM97 204V203H96ZM96 204H94L95 206H97ZM104 204H105V206H104ZM110 204H111V199L109 198V205H107V206H110ZM180 204L182 205V203L180 202ZM196 204H199V203H196ZM219 204H220V202H219ZM83 205H85L84 203H83ZM101 205H102V203H101ZM121 205V204H120ZM126 205H127V203H126ZM167 205V204H166ZM177 205V204H176ZM238 206H239V204H237ZM236 205V206H237ZM74 205H72L71 207H73ZM106 206V207H107ZM165 206V205H164ZM168 206V205H167ZM172 206H174V205H172ZM193 206V205H192ZM70 207V208H71ZM105 207V208H106ZM120 207H122V206H120ZM119 207V208H120ZM178 207V206H177ZM181 208H182V206H180ZM191 207V206H190ZM217 207V206H216ZM225 207V206H224ZM223 207V208H224ZM227 207V206H226ZM246 207H250V208H253V210L251 209V210H249L248 211V209H245ZM111 208V207H110ZM115 207H113L112 208V210H110L111 212L113 211V213L115 212V210L116 209H114ZM116 208H118V207H116ZM192 208V207H191ZM190 208V209H191ZM195 208V207H194ZM114 209V210H113ZM123 209V208H122ZM121 209V210H122ZM159 209V211H158V219L159 220H164L165 221V224L166 225H169L171 222H172V218L170 217V218H167V215L168 214H166V213H164V211H163V208H158ZM211 209V208H210ZM69 210V209H68ZM74 210V209H73ZM106 211H107V208L105 209ZM120 210V211H121ZM174 210H175V208H174ZM178 210V209H177ZM185 210V209H184ZM184 210L182 211L181 209H179V211L182 213V215L184 214ZM187 210V209H186ZM224 210V209H223ZM169 212H170V210H168ZM173 211V210H172ZM226 211V210H225ZM76 212H77V210H76ZM111 212H110V214H111ZM122 212V211H121ZM126 212H127V210H126ZM165 212H167V211H165ZM174 212V211H173ZM172 212V213H173ZM212 212H213V210H212ZM211 212V213H212ZM97 213V212H96ZM108 213V212H107ZM112 213V214H113ZM116 213H117V211H116ZM176 213H179L178 211L176 212ZM191 213H192V211H191ZM195 213V212H194ZM67 214V213H66ZM101 214V213H100ZM103 214V213H102ZM102 214H101V216H102ZM106 214V213H105ZM117 214H119V213H117ZM116 214V215H117ZM128 214V213H127ZM180 214V213H179ZM98 215V214H97ZM132 215V214H131ZM130 215V216H131ZM174 215V214H173ZM191 214H189V216H190ZM208 215H210V213H208ZM231 215V214H230ZM103 216H105V215H103ZM107 216V215H106ZM110 216V215H109ZM108 216V217H109ZM111 216H114V217H116L115 216V213L113 214V215H111ZM118 216V215H117ZM129 216V215H128ZM127 216V217H128ZM129 216V217H130ZM135 216H136V214H135ZM176 216H177V214H176ZM179 216V215H178ZM188 216V215H187ZM196 216V215H195ZM195 216H194V218H195ZM215 216V215H214ZM239 216V217H238ZM63 217V218H62ZM114 217H113V219H112V217L110 218V220L112 219V224L114 225L115 224V226L117 227V225H119V227H115V226H113V228L111 227V221L109 220L108 221V219L109 218H107V220L105 221V219L103 220L102 219V221L105 223L104 225H110V226H104L105 228H110V231L112 232V230H113V234H116V236L118 235L119 236V234L121 235V231H122V233H123V228L124 227H122L121 226V224L123 225V223H119V222H121L122 221V217L119 219L118 217H117V219H116V221H118V222H116L115 221V219H114ZM164 217V218H163ZM173 217V216H172ZM185 217V216H184ZM191 217H192V215H191ZM190 217V218H191ZM66 218H67V216H66ZM103 218V217H102ZM134 218V217H133ZM138 218V217H137ZM178 218V217H177ZM177 218H175V220L177 219ZM182 218V217H181ZM202 218V217H201ZM213 218V217H212ZM216 218V217H215ZM94 219V218H93ZM123 219H124V217H123ZM130 219V218H129ZM184 219V218H183ZM193 219V218H192ZM50 220H52V221H50ZM116 222V223H118L117 225H116V223L114 222V221ZM121 220V221H120ZM217 220V219H216ZM215 220V221H216ZM219 220V219H218ZM234 220V219H233ZM64 221V220H63ZM95 221V220H94ZM110 222L109 224H106V222ZM134 221V220H133ZM174 221V220H173ZM177 221V220H176ZM178 221H180L179 220V218H178ZM177 221V222H178ZM192 221V220H191ZM224 221H225V219H224ZM99 222V221H98ZM107 222V223H108ZM124 222V221H123ZM195 222V221H194ZM220 222V221H219ZM64 223V222H63ZM176 223V222H175ZM205 223V222H204ZM217 223V222H216ZM125 224V223H124ZM173 224H174V222H173ZM203 224V223H202ZM171 225V224H170ZM206 225H208V224H205V226ZM209 225H210V222H209ZM218 225V224H217ZM216 225V226H217ZM233 225V224H232ZM124 226V225H123ZM213 226V225H212ZM223 226H225V225H223ZM89 227L91 228V232L92 233H98V234H101V235H104V230L102 231V228L100 227V226H98L95 222H94V224L93 223H91V224H89ZM115 227V228H114ZM210 227V226H209ZM207 229H208V227H206ZM215 228H217V227H215ZM221 228H223L222 226H221ZM104 229V228H103ZM115 229V230H114ZM126 229V228H125ZM224 229V228H223ZM213 230V229H212ZM115 231V232H114ZM129 231V230H128ZM127 231V232H128ZM209 231V230H208ZM216 231H217V229H216ZM226 231V230H225ZM68 232H70L69 230H67V231H65L64 233L66 234L67 233V235H69L70 233H68ZM126 232V231H125ZM220 232V231H219ZM226 232H228V231H226ZM73 233V232H72ZM109 233V232H108ZM107 233V234H108ZM205 233H207L206 235L208 236V238H210L211 239V237L210 236H212V234L211 235H209L208 233L209 232H205ZM124 234V233H123ZM225 234H227V233H225ZM206 235L204 236L205 238H206V241H209L208 239H207V237H206ZM214 236V235H213ZM216 236V235H215ZM222 236V235H221ZM217 237V236H216ZM225 237V236H224ZM224 237H222V238H224ZM219 238V237H218ZM232 238V239H233ZM122 239V238H121ZM213 239V238H212ZM214 239H216V238H214ZM225 239H226V237H225ZM229 239V238H228ZM230 240V239H229ZM236 240V239H235ZM234 240V241H235ZM214 241V240H213ZM240 241V240H239ZM122 242H124V240H121V243ZM215 242H217L216 240H215ZM215 242H213V243H215ZM220 242V241H219ZM114 243H117V242H114ZM119 243V242H118ZM202 243H204L205 244V242H202ZM232 243L235 245V247H236V244L235 243H237L236 241H235V243L233 242V240H232ZM240 243V244H241ZM211 244V243H210ZM209 244V245H210ZM216 244V243H215ZM215 244H213V246L215 245ZM218 244V243H217ZM216 244V245H217ZM232 244V245H233ZM239 244V243H238ZM238 244H237V247H239L238 246ZM239 244V245H240ZM116 245V244H115ZM120 245V244H119ZM119 245H117V246H119ZM223 245V246H222ZM233 245V246H234ZM202 246H203V244H202ZM212 246V245H211ZM219 246L220 247H216V249H218L217 251H220L219 249H224L223 251L225 252L226 250H230V244H228L227 242L226 243H223V244H221V242H220V244H219ZM116 247V246H115ZM120 248H124V250L127 248H125V246L123 245L122 247L121 246H119ZM119 247H117V248H119ZM235 247H232V248H235ZM241 247V246H240ZM246 247H244V248H246ZM174 249H175V247H173ZM172 248V249H173ZM231 248V249H232ZM243 248V249H244ZM42 249V248H41ZM40 249V250H41ZM116 249V248H115ZM207 249V246H206V248H205V250ZM211 249H214V248H211ZM239 249H241V250H243L242 249V247L241 248H239ZM238 249V250H239ZM39 250V251H40ZM120 250V249H119ZM203 250V249H202ZM210 250V248L208 247V249H207V251H209ZM236 250H237V248H236ZM235 250V251H236ZM245 250V249H244ZM243 250V251H244ZM117 251H118V249H117ZM123 251V249L121 250V252ZM171 251V249H169V251L168 252H170ZM206 251V252H207ZM213 251V250H212ZM211 251V252H212ZM223 251H221L222 253H223ZM247 251V252H248ZM120 252V251H119ZM126 252H127V250H126ZM214 252H215V249H214ZM220 252V254H222ZM228 253V255L230 254V252H234L233 250H231L230 252L229 251H227ZM250 252H249V254H250ZM124 253V254H123ZM123 253H121L120 255H125V251L123 252ZM201 253H202V251H201ZM205 253V252H204ZM234 253H236V252H234ZM32 254H34V255H32ZM208 254V253H207ZM225 253H223V255H224ZM227 254H225V259L226 260H228L227 258L228 257H230V256H226ZM237 254V253H236ZM129 255H130V252H129ZM210 255H211V257H212V255H214V257L216 256V254L215 253H213L212 252V254L210 253ZM199 256H202V255H199ZM204 256V255H203ZM206 256H208V255H205L204 257L205 258H208V257H206ZM246 256V257H245ZM37 257V256H36ZM36 257H35V259H36ZM210 257V256H209ZM213 257V258H214ZM232 257H233V255H232ZM200 258V257H199ZM218 258V257H217ZM217 258H215L214 259V261L213 260H211V259H209V261H213L214 263H212L211 262V264H221L222 262H220ZM234 258V257H233ZM31 260H33L34 261V263H36V261L37 260H34V258H30ZM29 259V260H30ZM220 259V258H219ZM224 259V260H225ZM231 258H229V260H230ZM205 260V259H204ZM207 260V259H206ZM223 260V257H222V259H221V261ZM225 260V261H226ZM228 260V261H229ZM235 260H236V257H235ZM234 260V261H235ZM228 261L227 262H224L225 264H227L228 263ZM230 261H232V260H230ZM229 261V262H230ZM32 262V261H31ZM236 262H237V260H236ZM236 262H234L233 263V261H232V264H236ZM38 263V262H37ZM198 264H200L199 263V261L197 262ZM203 263H205V261L203 262ZM238 263V262H237ZM29 264V263H28ZM40 264V263H39ZM202 264V263H201ZM228 264H230V263H228Z\"/></svg>",
  "mask_w": 264,
  "mask_h": 264
}]
</instances>
